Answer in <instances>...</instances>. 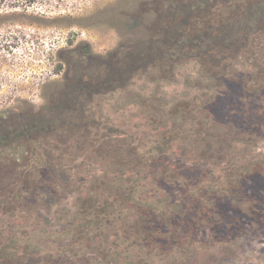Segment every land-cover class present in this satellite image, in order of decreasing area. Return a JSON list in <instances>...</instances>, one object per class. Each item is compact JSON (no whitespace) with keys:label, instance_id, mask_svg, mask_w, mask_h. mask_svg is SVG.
Returning <instances> with one entry per match:
<instances>
[{"label":"rangeland","instance_id":"obj_1","mask_svg":"<svg viewBox=\"0 0 264 264\" xmlns=\"http://www.w3.org/2000/svg\"><path fill=\"white\" fill-rule=\"evenodd\" d=\"M213 1L190 28L198 41L176 46L196 57L167 56L95 96L89 138L41 135V164L10 197L22 176L13 163L29 147L1 133L46 113L79 44L106 55L158 38L176 1L32 0L0 10V264H264V86L243 58L227 80L209 67L211 53L201 55L205 31H232L264 0ZM252 14L264 23V9ZM111 144L118 153L105 156Z\"/></svg>","mask_w":264,"mask_h":264},{"label":"trees","instance_id":"obj_2","mask_svg":"<svg viewBox=\"0 0 264 264\" xmlns=\"http://www.w3.org/2000/svg\"><path fill=\"white\" fill-rule=\"evenodd\" d=\"M23 1L31 2L32 0H0V10L16 9ZM175 1L176 11L170 7L171 10L168 9L166 13H163L162 19L166 22L164 23L166 26L158 38L151 35L121 42L106 55H95L89 46L84 47L79 44L74 49L78 52V57L67 61L65 90L53 97L46 113L42 116L34 112L31 117L24 115L17 122L14 130L1 133L4 138L15 134L14 141L29 147L22 162L13 163L21 168L22 176L19 179L18 189L16 187L10 189L6 194L7 197L18 194L16 190L22 189L20 187L22 178L27 173L37 170L41 164L37 158V151L42 147L41 135L48 138H76V134L81 133L83 139L89 138L91 130L87 107L95 96L108 95L120 88H125L137 74L144 73L149 66L158 65L167 56L172 58L196 57L197 54L194 51H177L176 46L179 41L184 42L185 40L189 44L198 41L189 34L190 28L197 16L202 17L201 13L209 9L210 1L213 0ZM252 3L253 9L243 8L244 14H242L241 21H235L238 28L232 29L235 23L233 22L232 31L228 29L227 33L211 34L213 28L204 32L202 42L205 43V47L201 55L206 60L209 59L208 53H211L209 67L215 69L221 77L227 80H231L232 77H229L234 74L231 69L232 62L237 58L245 59L249 64L257 66L258 86L262 88L264 86V23L258 22L255 14L250 15V13L254 9H264V3L260 4V7ZM212 4L214 5V1ZM241 6L243 7L242 3ZM215 36L216 43H214ZM233 41L237 45H233ZM37 142L40 143L37 144ZM12 143L13 140L7 145L10 146ZM76 145L73 147L77 148ZM117 149L112 144L104 147V155L107 156L112 152L118 153ZM5 166L0 165L1 174L5 171ZM3 207L0 206L1 211H4Z\"/></svg>","mask_w":264,"mask_h":264},{"label":"clouds","instance_id":"obj_3","mask_svg":"<svg viewBox=\"0 0 264 264\" xmlns=\"http://www.w3.org/2000/svg\"><path fill=\"white\" fill-rule=\"evenodd\" d=\"M192 75H195V73H193ZM176 87H177V90H179L180 86H176ZM162 90L170 94L172 92V86L165 84L162 86Z\"/></svg>","mask_w":264,"mask_h":264}]
</instances>
